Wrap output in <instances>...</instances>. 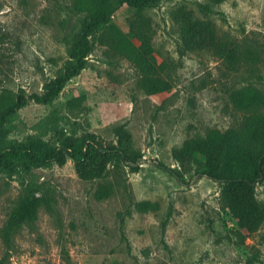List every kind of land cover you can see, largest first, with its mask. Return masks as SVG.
I'll return each instance as SVG.
<instances>
[{
    "label": "rangeland",
    "instance_id": "1",
    "mask_svg": "<svg viewBox=\"0 0 264 264\" xmlns=\"http://www.w3.org/2000/svg\"><path fill=\"white\" fill-rule=\"evenodd\" d=\"M178 8L236 45L238 63L230 68L209 51L182 53L172 20ZM143 15L152 33L149 72L166 90L147 93L136 64L111 58L94 38L86 68L53 102L28 100L8 119L0 150L35 139L52 147L86 141L110 162L94 180L81 179L70 160L0 167V230L23 199L47 200L9 250L0 236L3 264H66L67 257L70 264H264V222L244 233L222 200L224 182L205 172L200 156L186 166L177 156L211 129L241 126L248 113L231 104V91L264 93V0H158ZM136 16L124 5L110 24L138 47ZM86 22L72 0H0V94L46 93L71 64ZM256 200L264 208V180Z\"/></svg>",
    "mask_w": 264,
    "mask_h": 264
},
{
    "label": "trees",
    "instance_id": "2",
    "mask_svg": "<svg viewBox=\"0 0 264 264\" xmlns=\"http://www.w3.org/2000/svg\"><path fill=\"white\" fill-rule=\"evenodd\" d=\"M75 9L87 13V22L79 35L72 54L71 64L52 81L43 95L26 94L3 89L0 94V137L8 119L24 107L28 100L37 104L53 102L65 85L81 74L87 66L95 38L101 46L108 48L111 58H126L135 63L143 77L142 88L149 94L166 90L167 83L153 78L149 72L148 57L153 52L150 20L143 12L158 0H72ZM224 0H216L222 2ZM137 12L134 19L136 36L140 45L136 47L122 31L110 24L114 14L122 6ZM212 13L209 6L202 7ZM172 20L179 28V46L182 53L209 51L233 68L239 60V51L220 39L209 23L197 19L191 11L178 8L172 13ZM230 102L238 110L248 113L239 128L222 134L215 129L206 138L197 137L177 151L182 165H188L200 156L205 162V172L224 182L222 200L240 229L247 235L255 233L264 222V208L256 200V185L264 180V93L255 88L233 90ZM123 144V143H122ZM74 163L83 180L102 178L110 162L109 155L95 147L94 143L65 141L58 147L35 139L24 145L0 150V167L12 172L17 162L33 166L56 163L64 166ZM106 193L100 194L104 198ZM47 202L45 197L23 199L11 212L0 236L9 250L14 233L23 224H31L38 218L39 208ZM68 263L70 259L67 257ZM3 264V261L0 262Z\"/></svg>",
    "mask_w": 264,
    "mask_h": 264
}]
</instances>
